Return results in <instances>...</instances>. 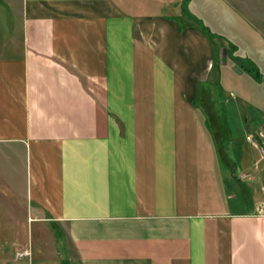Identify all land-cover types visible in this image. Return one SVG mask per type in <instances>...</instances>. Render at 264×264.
Here are the masks:
<instances>
[{
  "label": "crops",
  "instance_id": "0c3cea01",
  "mask_svg": "<svg viewBox=\"0 0 264 264\" xmlns=\"http://www.w3.org/2000/svg\"><path fill=\"white\" fill-rule=\"evenodd\" d=\"M263 119L264 0H0V264H264Z\"/></svg>",
  "mask_w": 264,
  "mask_h": 264
},
{
  "label": "built area",
  "instance_id": "2783aa9c",
  "mask_svg": "<svg viewBox=\"0 0 264 264\" xmlns=\"http://www.w3.org/2000/svg\"><path fill=\"white\" fill-rule=\"evenodd\" d=\"M246 139L250 141L251 144L259 150L262 157H264V119L261 122L257 132L254 134H248ZM16 256L19 258L30 256V251L29 249L24 248L20 251H17Z\"/></svg>",
  "mask_w": 264,
  "mask_h": 264
},
{
  "label": "rangeland",
  "instance_id": "374dc122",
  "mask_svg": "<svg viewBox=\"0 0 264 264\" xmlns=\"http://www.w3.org/2000/svg\"><path fill=\"white\" fill-rule=\"evenodd\" d=\"M216 93H217V98L212 102V103H210V102H205V107L206 108H211L210 106H211V104H212V106H213V108L214 109H219V110H223V109H225L226 107H229V103H227L226 102V100H224L223 99V97L222 96H220V94H219V92L218 91H216ZM199 103V102H198ZM242 105H241V104ZM240 104V105H239ZM200 105V104H199ZM236 106H237V108H239V109H241V108H246V109H251V110H255L256 109V106L253 104V103H246V102H242V101H236V104H235ZM200 108H201V111H202V113L205 111L203 108V106L202 105H200ZM204 114V113H203ZM223 124H225L224 122H223ZM245 139H246V137H245ZM244 140V139H243ZM247 140V139H246ZM246 140H244V141H246ZM248 141V140H247ZM250 144H251V142L250 141H248Z\"/></svg>",
  "mask_w": 264,
  "mask_h": 264
},
{
  "label": "trees",
  "instance_id": "16d2710c",
  "mask_svg": "<svg viewBox=\"0 0 264 264\" xmlns=\"http://www.w3.org/2000/svg\"><path fill=\"white\" fill-rule=\"evenodd\" d=\"M203 31H204L205 33H209L208 30L205 29V27L203 28Z\"/></svg>",
  "mask_w": 264,
  "mask_h": 264
}]
</instances>
